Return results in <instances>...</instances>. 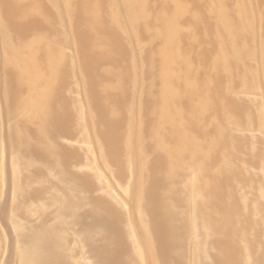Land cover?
<instances>
[{
    "label": "rangeland",
    "instance_id": "obj_1",
    "mask_svg": "<svg viewBox=\"0 0 264 264\" xmlns=\"http://www.w3.org/2000/svg\"><path fill=\"white\" fill-rule=\"evenodd\" d=\"M140 3L142 13L135 9ZM0 22L6 24L0 23L4 29L0 28V264H22L21 236L40 225L41 231L50 228L49 223L70 241L75 240L72 251L78 253L70 264L95 262L89 247L94 245L83 240L81 227L68 226L69 217L55 216L57 203L74 193L86 197L90 204L81 210L94 208L100 215L107 210L106 214L117 219L123 243L128 244L125 257L129 264H142L134 252L133 233L144 244L143 264L156 263L157 256L146 238L154 235L153 204L139 196L145 183L158 184L153 193L162 194L155 202L158 207L173 203L170 210L178 213L174 222H181L184 251L180 248L179 252L186 258L185 264H193L200 241L208 239L203 244L215 253L220 236L241 241L242 247L264 258V0H0ZM174 24V30L163 38ZM229 26L238 28L233 35ZM35 39L37 58L46 69L54 63L57 72L54 82L50 81L48 106L32 111L25 85L29 76L23 66L13 65L19 58L12 51L17 49L22 57L27 56ZM174 46L179 54L174 69L181 77L176 87L190 90L172 103L185 114L186 118L181 115L178 121L190 123L192 114L197 117L199 98L195 94L208 97L209 111L204 113L202 128L196 123L195 138L210 140L209 144L217 147L214 154L212 150L195 153L199 159L190 155L191 148L175 152L176 140L166 133L156 114L162 113L164 72L169 71L166 62L176 55ZM182 78L196 89L180 84ZM195 78L201 80L196 81L198 85ZM226 83L230 89L225 88ZM220 96L225 97L226 107ZM102 103L108 108L106 115L100 110ZM130 133L133 137L128 142ZM98 135L107 140L103 142ZM106 142L114 150H109ZM198 165L202 166L200 171L196 170ZM198 177L202 182H196ZM70 183L77 187L76 192ZM202 217L205 221L201 223ZM105 233L103 227L97 228L91 233L92 240L104 246ZM239 252L242 262L244 255ZM29 260L35 263L33 255Z\"/></svg>",
    "mask_w": 264,
    "mask_h": 264
},
{
    "label": "bare ground",
    "instance_id": "obj_2",
    "mask_svg": "<svg viewBox=\"0 0 264 264\" xmlns=\"http://www.w3.org/2000/svg\"><path fill=\"white\" fill-rule=\"evenodd\" d=\"M3 1V0H2ZM15 1V0H14ZM5 2V1H4ZM3 2V3H4ZM240 3V1H239ZM241 4V3H240ZM13 5V4H12ZM21 5V4H20ZM24 5V4H23ZM13 7V6H12ZM22 8V7H21ZM137 9L136 11L138 13H142L144 12V9H143V3H140L138 4V8H135ZM51 11V10H50ZM68 11V10H67ZM70 11H68V14H69ZM72 13V12H71ZM33 14V13H32ZM37 15V14H36ZM4 17V16H3ZM36 20V19H35ZM6 21V20H5ZM1 22H3V20H1ZM0 22V23H1ZM29 22V21H28ZM228 22V21H227ZM2 24V23H1ZM5 24V23H3ZM2 24V25H3ZM233 23H231L230 25H232ZM236 24V23H235ZM6 25V24H5ZM39 26V25H38ZM234 27V25H233ZM231 26H229L230 28V32L232 33H235L237 31V27L233 28ZM1 28V27H0ZM168 28H170V26H168ZM175 28V24L174 26H172V28H170V30H168V32H166V34H164L163 38H166V36H168V34H170V32H172V30H174ZM3 29V28H1ZM4 30V29H3ZM2 30V31H3ZM7 33V32H6ZM5 33V35H6ZM38 36V35H37ZM36 39L34 40V43H32V49H29L28 50V55L25 56V57H22V55H20V53H17V49H15L14 51H12L13 53L17 54L18 56V61H16L14 64L17 63V65H20V66H23L22 69H24V72L25 74H27V78H25L27 80L26 84L29 89V92H30V96L29 98L31 99H27L28 102H30V105H28L30 108H32V111H35V110H42L44 108H46L48 106V102H49V99H50V95H51V90L49 89V85L51 84L50 81L53 80L54 82V77H55V70H56V66L54 63L51 62V64L48 66V68L46 69L44 66V63L43 61H40V58H37V55L33 49L34 47H36V43H35ZM263 41V40H262ZM37 42V41H36ZM8 44V43H7ZM12 44V43H11ZM11 44H9L8 48L11 49L12 47L10 46ZM28 44V43H27ZM222 46V45H221ZM229 47H232V46H229ZM38 48V46H37ZM41 48V47H40ZM236 48V46H235ZM234 49V48H233ZM226 50H228L226 48ZM231 50V49H230ZM19 51V50H18ZM174 51L176 52V55H174V57L172 58L171 61L169 62H166L167 65H168V68H169V71H165L164 72V78L165 80L164 83H163V90L164 92L162 91V93L164 94V97L162 95H160V97L164 98V100H167L166 102L163 100L162 102V113H160L158 110L160 109H157L158 112H156V114L158 113V117L159 119L161 118L160 122L163 123V128L166 129V133L168 135L171 136V138L175 139L176 140V151H179V153L181 154L182 152L184 153V150H189L191 148V153L190 155H193V156H196L202 152L204 153H210V150L213 151V154L216 150H214L215 148V143L213 145L209 144L210 140H206L204 139L202 141V139H197L195 138V136L197 135L196 134V123L198 122V128H202V124H203V119L205 118V112L209 109H208V105H207V100H208V97L206 95V98H203L200 94H195L196 96H198V101H197V104L199 105L198 106V115L197 117H195L193 114L191 115L192 116V119L189 120L191 121L190 123H188L187 121H178L180 116L181 115H184L185 117V114H183V111L181 110H178L176 108L178 107H174L172 106V103L173 105L176 104L175 101H177V99H181L182 96H184L186 93L188 94L187 91H190V90H186V91H183L181 89V87H176V85H178L177 83H179V77L178 76V73L175 71L174 67H178L176 66V60H177V57H179V54H178V49L174 46ZM20 52V51H19ZM231 52V51H230ZM236 52V51H235ZM10 53V52H9ZM234 53V52H233ZM22 54V53H21ZM237 55V58H238V52L236 53ZM39 56V55H38ZM164 56V55H163ZM229 58V57H228ZM225 58H222V60H224ZM227 59V58H226ZM53 61V60H52ZM165 62V61H164ZM240 62V61H239ZM58 63V62H57ZM56 63V64H57ZM15 65V69L16 66ZM59 65V64H58ZM61 66V65H60ZM192 67V66H191ZM21 68V67H20ZM185 68H189V65L187 64L185 66ZM222 68V67H221ZM200 69V68H199ZM58 70V69H57ZM190 70V69H189ZM188 70V71H189ZM201 70V69H200ZM246 70L248 71V68L246 67ZM21 71V70H20ZM19 71V72H20ZM204 72V70H202ZM251 71V70H250ZM249 71V73H250ZM14 73V72H13ZM21 73V72H20ZM212 73V72H211ZM177 74V75H176ZM213 74V73H212ZM211 74V75H212ZM21 75V74H20ZM201 75V74H200ZM204 75V74H203ZM24 76V75H23ZM178 76V77H177ZM244 76V75H243ZM242 76V77H243ZM248 76V75H247ZM18 77V76H17ZM16 77V78H17ZM207 77V76H205ZM212 77V76H211ZM215 77V75H214ZM217 77V76H216ZM208 78V77H207ZM206 78V79H207ZM210 78V77H209ZM251 78V76L249 77V79ZM183 79V78H182ZM194 79V77H193ZM215 79V78H214ZM213 78L210 79V80H214ZM253 79V78H251ZM4 80V79H3ZM49 80V81H48ZM210 80L208 79V81L210 82ZM243 80V79H242ZM18 81V80H16ZM25 81V80H24ZM196 78L194 80V82H196ZM198 81H201V80H198ZM197 81V82H198ZM255 81V79H254ZM193 82V80H192ZM193 82V83H194ZM196 82V84H197ZM204 82V81H203ZM203 82H201L203 84ZM223 82V81H222ZM225 82V81H224ZM246 82H247V79H246ZM4 83V82H3ZM16 83V82H15ZM200 83V85H201ZM206 83V81L204 82V84ZM228 83V82H227ZM226 83V84H227ZM248 83H249V80H248ZM5 84V83H4ZM3 84V86H4ZM180 84H183L187 87V85H189L187 83V81H185L184 79L181 80ZM208 84V83H207ZM211 84L213 85V82H211ZM211 84H208L209 86ZM221 84V83H219ZM225 84V86H226ZM53 84H51L52 86ZM198 85V84H197ZM199 85V86H200ZM236 85V84H235ZM238 85V84H237ZM240 85V84H239ZM11 86H12V83H11ZM19 86V85H18ZM180 86V85H179ZM198 86V87H199ZM207 86V85H206ZM223 86V85H222ZM233 87V84L230 85ZM251 86H253V84H251ZM15 87H16V84H15ZM54 87V86H53ZM189 87H194L196 89V86L195 84L192 86V85H189ZM205 87V86H204ZM212 87V86H211ZM217 87V86H216ZM227 87H228V84H227ZM225 87L226 89H230L229 87L227 88ZM20 88V87H19ZM22 88V87H21ZM188 88V87H187ZM190 88V89H191ZM200 89L203 88L202 85L199 87ZM208 92H210L209 89H211L210 87H207ZM206 88V89H207ZM236 88V87H235ZM238 88V87H237ZM2 89V88H1ZM18 89V88H17ZM53 89V88H52ZM184 89V87H183ZM194 89V90H195ZM205 89V88H204ZM217 89V88H216ZM250 89H252L250 87ZM214 90V89H213ZM204 91L205 93L208 94V92ZM256 91V90H255ZM186 92V93H185ZM220 92V91H219ZM25 93V92H24ZM204 93V94H205ZM21 94V93H20ZM186 94V95H187ZM216 94V93H215ZM236 94V93H235ZM220 95L221 92H220ZM224 95V93H223ZM222 95V96H223ZM239 95H241L239 93ZM25 96V95H24ZM157 96V94H156ZM213 96V95H212ZM217 96V95H216ZM221 97V96H220ZM21 98V97H20ZM27 98V97H26ZM222 98V97H221ZM220 100L222 101L224 98H222ZM228 98V97H227ZM22 99V98H21ZM75 99V98H74ZM97 99V97H96ZM212 99V98H210ZM214 99V98H213ZM219 100V99H217ZM225 100V99H224ZM223 100V101H224ZM23 101V100H22ZM146 102V100H144ZM222 101V102H223ZM252 101V100H251ZM27 102V101H26ZM99 103V101H96ZM209 102V101H208ZM232 102V101H231ZM42 103V106L39 108L40 104ZM213 103V102H212ZM210 103V104H212ZM218 103V102H217ZM103 104V103H102ZM140 104V103H139ZM224 104V107H226L227 105L226 102H223ZM13 105V104H12ZM19 105V104H18ZM24 105V104H23ZM22 105V106H23ZM147 105V102L146 104ZM178 105V103H177ZM180 105V104H179ZM207 105V107H206ZM215 105V104H213ZM27 106V107H28ZM211 106V105H210ZM26 107V105H25ZM26 107V108H27ZM180 107V106H179ZM215 107V106H213ZM212 107V108H213ZM223 107V108H224ZM104 108V109H103ZM217 108V107H216ZM232 108V107H231ZM18 109V108H17ZM29 110V108H27ZM173 109V110H171ZM181 109V108H180ZM207 109V110H206ZM219 109V108H218ZM100 110L101 111H104L105 112H101L103 114H105L107 111H108V108H105L104 104H103V107L100 106ZM225 110V108H224ZM20 111V110H18ZM26 111V110H25ZM31 111V110H30ZM31 111V112H32ZM52 112V111H51ZM216 112V111H215ZM224 112V111H222ZM14 113V112H13ZM24 113V112H23ZM39 113H43L42 111H40ZM77 113V112H76ZM191 113V112H190ZM221 113V112H220ZM238 113V112H237ZM25 114V113H24ZM45 114V113H43ZM78 114V113H77ZM26 115V114H25ZM30 115V114H29ZM50 115V114H49ZM106 115V114H105ZM215 115V114H214ZM224 115V114H223ZM231 115V114H230ZM234 115V114H233ZM232 115V116H233ZM226 116V115H224ZM25 117V116H24ZM216 117V116H214ZM18 118V117H17ZM53 118V117H52ZM76 118V117H75ZM107 117L105 116V119ZM186 118V117H185ZM212 118V117H211ZM217 118V117H216ZM231 118V117H230ZM249 118V117H248ZM24 119V118H23ZM26 119V117H25ZM207 119V117H206ZM77 120V119H76ZM213 120V119H212ZM228 120V119H225V121ZM231 120V119H230ZM132 121V120H131ZM206 121V120H205ZM224 121V122H225ZM101 122V121H100ZM218 122V121H217ZM233 122V121H232ZM22 123V122H21ZM70 123V122H69ZM102 123V122H101ZM108 123V122H106ZM220 125H222L221 122H219ZM235 123V122H234ZM233 123V124H234ZM34 124V122L32 123ZM94 124V123H93ZM154 124V123H153ZM225 124V123H224ZM223 124V125H224ZM16 125V124H15ZM54 125V124H53ZM57 125V124H56ZM108 125V124H107ZM161 125V124H160ZM213 125V124H212ZM230 125V124H229ZM58 126V125H57ZM91 126V125H90ZM231 126V125H230ZM239 126V125H238ZM60 127V126H59ZM218 127H221V126H218ZM223 127V126H222ZM226 127V126H225ZM62 128V127H61ZM88 128V127H86ZM93 128V127H92ZM107 128V127H106ZM105 128V129H106ZM150 128V127H149ZM155 128V127H154ZM161 129H163L162 127H160ZM216 128V127H214ZM231 128V127H230ZM233 128V127H232ZM249 128V127H248ZM104 129V128H103ZM253 129V128H252ZM23 130V129H22ZM59 130V129H58ZM61 130V129H60ZM153 130V128H152ZM156 130V129H155ZM26 131V130H25ZM49 131V130H48ZM75 131V130H74ZM90 131V130H89ZM93 131V130H92ZM101 131V129H100ZM99 131V132H100ZM222 131V130H221ZM18 132V131H17ZM106 132V131H104ZM51 133V132H50ZM157 133V132H156ZM155 133V134H156ZM17 134V133H16ZM15 134V135H16ZM101 134H103V132L101 131ZM106 134V133H105ZM104 134V136H106ZM120 134V133H119ZM151 134V133H150ZM219 134V133H218ZM13 135V134H12ZM19 133H18V137H19ZM48 135V133H47ZM55 135V134H53ZM52 135V136H53ZM70 135V134H69ZM118 135V134H117ZM128 135V134H126ZM51 136V137H52ZM72 136V135H71ZM100 136V135H98ZM114 136V135H113ZM120 136V135H119ZM158 137V134L156 135ZM74 138V136H72ZM122 137V136H121ZM128 137V136H127ZM133 135L130 133L129 134V137H128V142L132 139ZM161 138V136H159ZM158 137V138H159ZM224 137V136H223ZM109 138V137H108ZM119 138V137H118ZM220 138V137H219ZM225 138V137H224ZM228 137H226L227 139ZM230 138V137H229ZM48 139V138H47ZM47 139L45 140V142H48ZM100 139L102 140L103 138L100 136ZM106 137L103 139V142H105L106 140ZM111 139V138H110ZM155 139V137H154ZM168 139V138H167ZM196 139V140H195ZM213 139V138H212ZM222 139V138H221ZM26 140V139H25ZM105 140V141H104ZM118 140V139H117ZM174 140V141H175ZM216 140V139H214ZM225 140V139H224ZM230 139H228L229 141ZM237 140V139H236ZM19 141V139L17 140ZM22 141V140H21ZM222 141V140H220ZM112 142V141H110ZM157 142V139L156 141ZM216 142V141H215ZM223 142V141H222ZM233 142V141H232ZM240 142V141H239ZM237 142V143H239ZM17 143V142H16ZM20 143V141L18 142V144ZM44 143V142H43ZM114 143V142H113ZM161 143V142H160ZM220 143V142H219ZM226 144V142H224ZM256 143V142H255ZM30 144V142H29ZM46 144V143H44ZM123 144V143H122ZM157 144L161 147V145L157 142ZM229 144V142H228ZM234 144V142H233ZM97 145V144H96ZM168 145V144H167ZM106 146H107V142H106ZM109 146V145H108ZM107 146V147H108ZM125 146V144H124ZM226 148L227 146L224 145ZM238 146V145H237ZM235 146V147H237ZM251 146H255V145H251ZM19 147V146H18ZM106 147V149H107ZM167 147V146H166ZM217 147V146H216ZM257 147V146H256ZM255 147V148H256ZM20 148H22V146H20ZM254 148V147H253ZM108 149L110 150L111 148L108 147ZM107 149V150H108ZM193 149V151H192ZM216 149V148H215ZM26 150V149H25ZM111 150H114V149H111ZM221 150V149H220ZM227 150V149H226ZM225 149H223V151H226ZM231 150V149H230ZM255 150V149H254ZM260 150V149H259ZM202 151V152H201ZM233 151H234V148H233ZM112 152V151H110ZM124 152V151H123ZM190 152V151H189ZM193 152V154H192ZM232 152V151H231ZM258 152V151H257ZM52 153V152H51ZM196 153V155H194ZM212 153V152H211ZM46 154V152H45ZM120 154V152H119ZM178 154V153H177ZM176 154V155H177ZM252 154V153H251ZM56 155V154H55ZM99 155V154H98ZM104 155V154H103ZM188 155V154H187ZM31 156V154H30ZM107 156V155H106ZM205 159L208 158L207 156L208 155H202ZM201 156V157H202ZM224 156V155H223ZM229 156V155H228ZM91 157V156H90ZM111 157V156H110ZM170 157H174V156H170ZM200 157V158H201ZM210 157V156H209ZM258 158V156H256ZM16 158V157H14ZM83 158V157H82ZM194 158H197L194 157ZM109 159V158H108ZM111 159V158H110ZM199 159V157L197 158ZM211 159V158H210ZM212 159H214L212 157ZM222 159V158H221ZM35 160V159H34ZM191 161H193L192 159H190ZM196 160V159H195ZM202 160V159H200ZM91 161V160H90ZM120 161V160H119ZM117 161V162H119ZM105 162V160H104ZM116 162V161H115ZM199 162V161H197ZM216 162V161H215ZM48 163V162H47ZM80 163V162H79ZM88 163V162H87ZM110 163V162H108ZM121 163V162H120ZM118 164V163H117ZM219 164V162H218ZM225 163L221 162V164H219L220 166L221 165H224ZM228 164V162H227ZM109 165V164H108ZM209 165V163L207 164ZM213 165V164H212ZM219 165H217L218 169H219ZM230 165V164H229ZM232 165V164H231ZM62 166V165H61ZM75 166V165H74ZM176 166V165H175ZM259 166V165H258ZM65 167V166H64ZM124 167V166H123ZM201 165H198V167L196 168L197 171H200L201 170ZM215 167V166H214ZM171 168V167H170ZM67 169V168H66ZM209 169V168H208ZM233 169V168H232ZM204 170V168L202 169ZM211 170V169H210ZM172 171V170H171ZM170 171V172H171ZM174 171V170H173ZM65 172V171H64ZM71 172V171H70ZM69 172V173H70ZM74 172V171H73ZM225 172V170H224ZM223 172V173H224ZM32 174V172H30ZM90 173V172H89ZM178 173V172H177ZM176 173V175H177ZM206 173V171H204V174ZM208 173V171H207ZM216 173V172H215ZM30 174V175H31ZM195 174V173H194ZM201 174V173H200ZM209 174V173H208ZM226 174V173H225ZM64 175V174H63ZM66 175V174H65ZM68 175V174H67ZM198 175V174H197ZM210 175V174H209ZM75 176V175H73ZM173 176V175H172ZM200 176V175H198ZM232 176V175H231ZM34 177V176H33ZM96 177V176H95ZM174 177V176H173ZM204 177V176H203ZM233 177V176H232ZM77 178V177H76ZM210 178V176H209ZM225 178V177H224ZM231 178V177H230ZM68 179V178H67ZM89 179V178H88ZM201 179V177H198L196 179V182H198L199 180ZM64 180V178H63ZM211 182V179H206V181ZM212 180H213V177H212ZM231 180V179H230ZM21 181V180H20ZM74 181V180H73ZM80 181V180H79ZM201 181V180H200ZM214 181H218V179L216 180V178L214 179ZM247 181V180H246ZM59 182V181H58ZM67 182V181H66ZM71 182V181H70ZM178 182V181H177ZM176 182V183H177ZM202 182V181H201ZM221 182V181H220ZM48 183V182H47ZM205 183V182H204ZM203 183V184H204ZM207 183V182H206ZM215 183V184H216ZM63 184V182H62ZM71 184V183H70ZM75 184H76V181H75ZM210 184V183H208ZM214 184V185H215ZM57 185V184H56ZM59 185V184H58ZM58 185L56 187H58ZM64 185V184H63ZM62 185V186H63ZM237 185V184H236ZM71 186L73 187L74 191L76 192L77 187L75 185H72ZM94 186V185H93ZM158 186V184H147L145 183V185L143 184L141 187H140V192L141 194L139 195L140 197H142V199H145L148 201L150 200L153 204V207L150 208V212L154 214V217H155V224H152V228H151V232L153 231L154 235L152 236H147V246L149 248H151V250L153 251V254L155 255V257L157 256V260H156V263L154 264H185L184 263V255L179 252V249L181 248L182 249V245H183V239H182V234H180V228H181V222L177 224V222L175 223L174 220L175 219H178V213L175 212L173 209L172 211L170 210L171 207H170V204H167V203H164L166 204L165 206L167 208H160V206L158 207L155 202L159 201L160 200V196L159 193L158 194H153L154 193V189H156V187ZM218 186V185H217ZM81 188V186H79ZM233 187V186H232ZM238 187V186H237ZM63 188V187H62ZM204 188V187H203ZM211 189V187H208ZM207 188V189H208ZM65 189H67L65 187ZM64 189V190H65ZM60 190V186H59V189ZM80 190V189H79ZM81 190H84V189H81ZM170 190H172L170 188ZM195 190H196V184H195ZM212 190V189H211ZM38 190H36L37 192ZM209 191V190H208ZM207 191V192H208ZM63 192V191H62ZM66 192V190L64 191ZM72 192V191H71ZM86 192V190L84 191ZM156 192V191H155ZM203 192V191H201ZM206 192V190H205ZM214 192V190H213ZM74 192H72L73 194ZM191 193V192H190ZM197 193V191H196ZM34 194H36L34 192ZM61 194V193H60ZM69 194V193H68ZM87 194V193H86ZM199 194V193H198ZM54 195V194H53ZM58 195V193L56 194ZM65 195V194H64ZM70 195V194H69ZM83 195V194H82ZM170 195V194H169ZM201 195V194H199ZM198 195V196H199ZM212 195V193H211ZM217 195V194H216ZM66 196V195H65ZM86 196V195H85ZM168 196V195H167ZM174 196V195H173ZM172 196V197H173ZM205 196V195H203ZM64 197V196H63ZM110 197V196H109ZM49 198V197H48ZM51 198V197H50ZM164 198V197H163ZM168 198V197H167ZM203 198V197H202ZM201 196H200V199L202 200ZM216 198V197H215ZM21 199V198H20ZM96 199V198H95ZM98 199V198H97ZM96 199V200H97ZM166 199V198H165ZM197 199V198H196ZM206 199V197H205ZM22 200V199H21ZM167 200V199H166ZM204 200V198H203ZM202 200V201H203ZM52 201V200H51ZM100 201V200H99ZM165 201V200H164ZM202 201L200 203H202ZM50 202V201H49ZM169 202H172V200L169 198ZM41 203V202H40ZM104 203V202H103ZM29 204V203H28ZM58 204V210H57V214L55 216H61L62 218H66V217H69L70 219L67 221V224L68 226H73V225H78L81 227V235L83 236V240L86 242L87 239H89L91 241V244L94 245V246H89L92 253H93V258L95 259V262H93L92 264H129L127 261H126V245L128 244H124L123 243V238L122 236L120 235L121 232H120V229L117 225V219L115 220L110 214H106V210L104 213V215H100L98 214L94 208H89L85 211L81 210L80 208H83L84 205H87L88 204V201L86 200V197L83 198V197H80L78 195H75L74 193V196H66L63 198V200H61L60 202L57 203ZM93 204L94 206H97V203L95 200H93ZM102 204V202H101ZM151 204V203H150ZM149 204V205H150ZM159 204V203H158ZM173 204V203H172ZM171 204V205H172ZM203 207L205 206V203H203ZM90 205V204H88ZM163 205V204H162ZM200 205V204H199ZM198 205V206H199ZM20 206V205H19ZM37 206V205H36ZM201 206V205H200ZM219 206V205H218ZM44 207H45V204H44ZM48 207V206H47ZM46 207V208H47ZM89 207V206H88ZM105 207V206H103ZM174 208V205L172 206ZM181 207V206H180ZM206 207V206H205ZM224 207V206H223ZM102 208V207H101ZM106 208V207H105ZM144 208H146V206H143L142 205V208L144 210ZM199 208V207H198ZM218 208V207H217ZM57 209V208H56ZM100 209V208H99ZM103 209V208H102ZM113 209V208H111ZM220 209V208H219ZM225 209V207H224ZM35 210V209H34ZM101 210V209H100ZM197 210V209H196ZM216 210V209H215ZM230 210V209H229ZM41 211V210H40ZM113 211V210H112ZM220 211V210H219ZM14 212V210H13ZM54 212V211H53ZM100 212V211H99ZM147 212V211H146ZM226 212V211H225ZM35 213V212H34ZM103 213V212H102ZM199 213V212H198ZM36 214V213H35ZM46 214V213H45ZM214 214V213H213ZM27 215V214H26ZM25 215V216H26ZM195 215H198L195 213ZM205 215V214H204ZM199 216V215H198ZM90 217V218H88ZM221 217V216H220ZM46 218V216H45ZM45 218L42 220H45ZM60 218V217H59ZM195 218H197L195 216ZM200 218V217H198ZM60 222L63 221V219H58ZM180 220V219H179ZM202 220L203 222L205 221L204 220V217L201 218V223H202ZM49 221V220H48ZM195 221V220H194ZM209 221V220H207ZM45 222V221H44ZM47 222V220H46ZM210 222V221H209ZM220 223V222H219ZM51 225H47V226H50V228H47V229H42L41 231V225L36 228V229H32V230H29L27 232H25L21 237H22V243H23V254H24V260L22 261V264H41V262H44L45 264H70L71 263V258L74 254L78 253L76 250L75 251H72L74 249L73 247V243L75 244V240L73 239L72 241H70L68 238L65 237V235L59 230V228L55 225L53 226L52 223H49ZM58 224V223H57ZM218 224V223H217ZM43 225V224H42ZM201 225V224H200ZM71 226V227H72ZM206 226V225H205ZM82 227L85 229H82ZM103 227L104 230H106V233H105V236H102V238H104V241L102 243H104V246H99V244H97V242H95L94 240H92V237H91V233L96 230L97 228H101ZM129 227V226H128ZM131 227V226H130ZM45 228V227H44ZM183 228V227H182ZM76 229V228H75ZM146 229V228H145ZM197 229V228H196ZM183 230V229H182ZM135 231V230H134ZM133 231V232H134ZM184 231V230H183ZM68 232V231H67ZM73 232V231H72ZM195 232V231H194ZM125 233V232H124ZM147 233V232H146ZM196 233V232H195ZM194 233V234H195ZM111 234V235H110ZM134 236L133 237V241H134V245H135V248H134V252H136V256H139V260L141 261V263L143 264L144 262V256H143V251H142V248L144 246V244L141 243V238H139L137 236L136 233H133ZM149 234H150V231H149ZM110 235V236H109ZM239 235V234H238ZM137 239H136V238ZM211 237V236H209ZM207 239V238H205ZM77 240V239H76ZM97 240V239H96ZM208 240V239H207ZM205 240V242L207 241ZM211 240V239H210ZM216 240V239H215ZM248 241V240H247ZM199 242V241H198ZM203 241V243H205ZM208 242V241H207ZM213 242V241H212ZM133 243V242H132ZM202 241H200V245L199 243L196 245V250H195V258H193V264H264V258H260V255L258 252L252 250H249L247 248H244L242 247L241 245V241L239 242L238 240H229L225 237V239H222V236H220L219 239L216 240V247L215 249L217 250L215 253H212L210 252V248H212L210 245H206V244H203ZM79 244V243H78ZM255 244V243H254ZM72 245V246H71ZM206 245V246H204ZM246 245V244H245ZM81 246V245H80ZM103 249V247H105ZM79 247V246H78ZM184 248V247H183ZM241 248V250H240ZM254 248V247H253ZM66 249V250H65ZM129 249V247H128ZM78 250V248H77ZM184 251V249H182ZM213 250V249H212ZM211 250V251H212ZM67 251V252H66ZM148 251V250H147ZM215 251V250H214ZM243 252V258H242V262H241V255L240 252ZM249 251V252H248ZM130 253V252H129ZM193 254V253H192ZM33 255V257L35 258V263L33 260H29L30 259V256ZM80 255V254H78ZM132 255L134 256V254L132 253ZM135 257V256H134ZM264 257V256H263ZM80 259V258H79ZM81 260V259H80ZM84 260V259H83ZM86 260V258H85ZM73 261V260H72ZM82 261V260H81ZM149 261V260H148Z\"/></svg>",
    "mask_w": 264,
    "mask_h": 264
}]
</instances>
